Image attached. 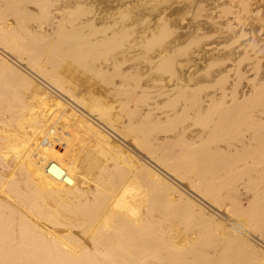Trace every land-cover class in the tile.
I'll return each instance as SVG.
<instances>
[{"label":"bare ground","instance_id":"obj_1","mask_svg":"<svg viewBox=\"0 0 264 264\" xmlns=\"http://www.w3.org/2000/svg\"><path fill=\"white\" fill-rule=\"evenodd\" d=\"M0 264H264V0H0Z\"/></svg>","mask_w":264,"mask_h":264},{"label":"rangeland","instance_id":"obj_2","mask_svg":"<svg viewBox=\"0 0 264 264\" xmlns=\"http://www.w3.org/2000/svg\"><path fill=\"white\" fill-rule=\"evenodd\" d=\"M161 170V169H160Z\"/></svg>","mask_w":264,"mask_h":264}]
</instances>
